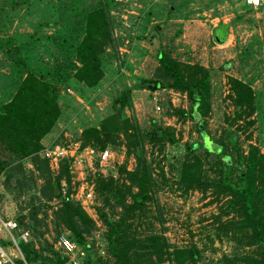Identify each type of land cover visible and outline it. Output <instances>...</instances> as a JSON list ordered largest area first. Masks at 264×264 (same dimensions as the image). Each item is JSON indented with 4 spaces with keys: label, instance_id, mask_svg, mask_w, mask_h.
<instances>
[{
    "label": "rangeland",
    "instance_id": "1",
    "mask_svg": "<svg viewBox=\"0 0 264 264\" xmlns=\"http://www.w3.org/2000/svg\"><path fill=\"white\" fill-rule=\"evenodd\" d=\"M104 3L115 46L101 54L102 77L86 86L71 75L74 47L83 32L87 11ZM219 21L226 23L227 32L222 40L214 42L211 30ZM215 36H220L219 30ZM7 45L17 48L11 53ZM159 49L188 63L195 58L208 69L209 108L202 130L197 129L195 119L173 111L175 107L190 108L185 92L170 86L154 90L136 87L141 77L156 72ZM27 70L55 82L59 90V116L41 138L39 155L47 159L53 173L60 158L71 154L82 158L71 162L73 156L70 157L68 169L71 196L93 221L85 236L90 242L88 260L83 261V245L71 239L66 227L56 232L51 208L41 200L30 199L34 192L15 196L0 191V220H17L18 215L26 214L28 207L37 203V217L44 222L37 228L42 233L32 237L30 230H25L41 255L64 256L63 264L109 263L103 241L105 226L96 212L102 201L94 195L93 176L96 171L115 176L116 163L131 169L135 157L125 142L116 141L105 144L108 155L101 161L95 146L79 147V136L82 127L97 124L118 92L129 88V104L124 110L138 130L148 131L160 125L174 138L173 142L161 139L142 144L156 188L146 202L144 214L137 219V227L161 234L170 243L169 249L193 247L195 257L181 264H220L222 259L234 257V262L251 264L239 258L255 256L261 243L248 235V228L239 226L237 212L227 209L230 194L217 181L223 174L222 162L220 169L217 164L220 157L234 161L233 147L224 137L225 132L234 135V142L243 152L252 144L264 153V0L256 7L239 0H0V105L11 97ZM229 77L245 83L251 93L238 113ZM203 140L209 149L212 143L220 144V152H205L202 145L193 149V155L199 158L200 180L183 193L185 183L180 177L182 159L188 151L186 143ZM55 144L69 148L68 153L58 159L44 156L46 148ZM23 163L32 169L27 158ZM230 167L228 175L232 180L244 168L234 163ZM55 201L52 199L49 204L54 206ZM146 214L150 221L145 219ZM24 221L28 219L25 217ZM18 228L24 229L20 223ZM18 228L12 231L14 236L19 233ZM58 237L72 242V249L57 246ZM0 244L20 259L18 264H38V260L25 262L1 223ZM162 264L175 263L166 259Z\"/></svg>",
    "mask_w": 264,
    "mask_h": 264
},
{
    "label": "trees",
    "instance_id": "2",
    "mask_svg": "<svg viewBox=\"0 0 264 264\" xmlns=\"http://www.w3.org/2000/svg\"><path fill=\"white\" fill-rule=\"evenodd\" d=\"M105 5L104 3L87 11L83 32L74 47L71 75L74 80L86 86L94 85L102 77L101 54L109 46H115L113 27ZM226 26L221 21L213 26L211 35L214 41L225 37ZM156 30L155 27L153 32L156 33ZM217 30L220 31L219 37L215 36ZM6 48L13 53L17 47L7 45ZM157 60L154 75L141 77L135 84L136 87L154 90L170 86L174 90L185 92L190 108L175 107L173 111L195 119L197 129L202 130L203 117L209 108L208 69L195 58L193 63H188L170 56L164 49L157 51ZM228 82L235 93L233 100L238 113L242 110L243 103L250 100L251 93L245 83L234 77H229ZM58 91L55 82L27 70L19 79L11 97L0 105V191L10 192L15 196L34 192L30 194V199L41 200L43 205L51 208L56 232L60 227H66L71 239L83 245V261L86 262L90 242L85 236L93 227V221L71 196L73 189L68 169L71 156L60 158L57 171L53 173L47 159L38 153L42 146L41 138L59 116ZM127 104L129 88L118 92L110 109L97 124L82 127L79 136V147L89 144L98 150L108 142H125L128 151H132L135 157V164L131 169L126 168L124 163H116L115 176L103 175L98 171L93 176L94 195L102 201L101 205L96 206V212L105 226L103 241L108 253V264H162L166 259L175 264L188 263L196 254L193 247L173 246L169 249L170 243L161 234L146 232L137 227V219L144 214L146 202L156 188L155 179L150 175L149 165L143 156L142 144L161 139L173 142L174 138L167 128L160 125L148 131L138 130L135 121L125 114L124 107ZM225 133L224 137L233 147L234 161L220 157L217 167L220 169L222 162L223 174L217 181L230 194L227 209L237 212L239 226L248 228V235L261 243L255 256L239 259H246L251 264H264V153H259L252 144H248L246 152H243L234 142V135ZM201 145L205 152H220V144L212 143L209 149L204 145V140L201 143H186L188 151L182 159L183 172L180 177L185 183L183 193L200 180L199 158L193 155V149ZM25 158L32 169L25 167ZM232 163L244 166L236 173L235 180L228 175ZM2 196L3 193L0 192V202ZM52 199H56L54 206L49 204ZM37 211V203L32 204L26 214L18 215V221L15 220L18 226L20 223L24 229H29L32 237L35 233L41 235L42 231L37 225L44 223L42 217H37ZM25 217L28 221H24ZM145 219L151 220L147 214ZM32 237L23 240L18 237V233L15 236L25 262L38 260V264H63L64 256L41 255L33 245ZM235 258L237 257L233 259ZM233 259H222L220 264H241ZM16 262L19 263L20 259H16Z\"/></svg>",
    "mask_w": 264,
    "mask_h": 264
},
{
    "label": "built area",
    "instance_id": "3",
    "mask_svg": "<svg viewBox=\"0 0 264 264\" xmlns=\"http://www.w3.org/2000/svg\"><path fill=\"white\" fill-rule=\"evenodd\" d=\"M242 4L246 5V6H250V7H256L258 5H260L262 3V0H239ZM69 148H65L64 146H59L58 144H55L53 147L50 148H46V151L43 153L44 156H46L49 159H58L62 156H65L68 152ZM98 157H100V160H105L107 158L108 152L106 150V148H102L98 150L97 153ZM72 157V161L76 160V161H80L82 160L81 155H70ZM77 156H80L77 158ZM88 197H90V194L87 193ZM0 223L2 225V227L4 228V230L6 231V233L8 234L10 240L12 243H14V245L17 246L16 244V240H15V236L12 234V231L14 229H17V223L15 220L7 218L4 220H0ZM19 229V228H18ZM27 230L25 229H19V233H18V237L22 238L23 240L26 239L27 237ZM56 245L61 247L62 249L65 250H71L73 247V243L68 241L65 238L62 237H58L56 239ZM18 247V246H17ZM23 261V258L20 257ZM25 263V262H24ZM0 264H18L16 262V258L13 256V254H11L10 252L6 251L5 248L2 246V244H0ZM26 264V263H25Z\"/></svg>",
    "mask_w": 264,
    "mask_h": 264
},
{
    "label": "crops",
    "instance_id": "4",
    "mask_svg": "<svg viewBox=\"0 0 264 264\" xmlns=\"http://www.w3.org/2000/svg\"><path fill=\"white\" fill-rule=\"evenodd\" d=\"M224 38V37H223ZM223 38H221V40L223 39ZM214 41V40H213ZM219 41V40H218ZM214 42H216V41H214Z\"/></svg>",
    "mask_w": 264,
    "mask_h": 264
}]
</instances>
